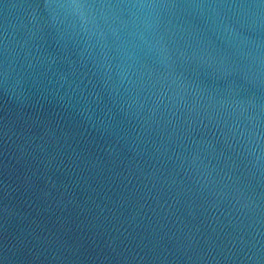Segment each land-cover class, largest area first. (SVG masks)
<instances>
[{"label": "water", "instance_id": "95a60500", "mask_svg": "<svg viewBox=\"0 0 264 264\" xmlns=\"http://www.w3.org/2000/svg\"><path fill=\"white\" fill-rule=\"evenodd\" d=\"M0 264H264V0H0Z\"/></svg>", "mask_w": 264, "mask_h": 264}]
</instances>
